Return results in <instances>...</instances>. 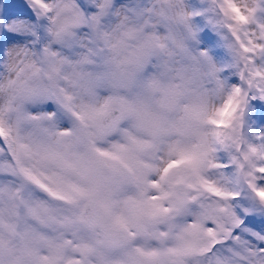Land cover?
Returning <instances> with one entry per match:
<instances>
[{
  "label": "snow or ice",
  "instance_id": "obj_1",
  "mask_svg": "<svg viewBox=\"0 0 264 264\" xmlns=\"http://www.w3.org/2000/svg\"><path fill=\"white\" fill-rule=\"evenodd\" d=\"M134 2L0 0V264H89L104 242L88 211L100 168L126 172L138 190L133 220L116 218L117 242H174L133 249L140 264H264V132L247 130L252 101L264 100V0H213L231 59L212 64L216 103L203 149L191 151L121 128L115 113L134 112V102L97 86L87 102L74 91L91 75L86 65L113 66L122 79L146 68L149 45L129 26L141 11ZM236 120L240 135L225 142ZM85 129L81 152L74 139ZM114 133L127 142L107 141ZM146 148L154 163L135 161Z\"/></svg>",
  "mask_w": 264,
  "mask_h": 264
},
{
  "label": "clouds",
  "instance_id": "obj_2",
  "mask_svg": "<svg viewBox=\"0 0 264 264\" xmlns=\"http://www.w3.org/2000/svg\"><path fill=\"white\" fill-rule=\"evenodd\" d=\"M219 4L220 0H216V5ZM133 6L141 11L132 17L129 26L135 28L149 45L146 68L132 70L130 78L122 79L121 73L113 66L99 62L86 65L82 71L91 75H86L74 91L87 102L91 99L89 90L97 86L96 90L101 96H118L134 102V112L115 113L121 116L120 127L151 145L174 144L189 151L200 146L202 150L208 132L206 120L216 103L212 64L218 68L221 64L212 56L209 62L202 55L205 50L194 46L191 31L197 29L195 18L201 16L213 27L215 17L209 11L213 7V0H199V3L197 0H135ZM216 75L222 77L223 73ZM32 107L26 105L28 111ZM223 133L225 142L237 139L240 135L239 120L234 121L231 128L223 129ZM76 136L80 138L74 139L77 150L86 152L87 130L76 131ZM107 141L127 142L119 133L110 135ZM102 146L108 147L109 144L105 142ZM134 160L154 163L152 149L134 153ZM174 171L185 174V170ZM94 179L97 207L88 211L95 215L98 224L96 232L104 242L96 244L89 264H140L133 255V249L173 246L172 241L149 240L145 244L142 238L129 245L118 243L116 218L126 215L133 220L135 212L129 207V202L138 197V190L123 171L100 168ZM105 204L108 207H104ZM191 210L196 211V206L191 205ZM132 230L136 228L133 226ZM163 264H170V260L165 259Z\"/></svg>",
  "mask_w": 264,
  "mask_h": 264
},
{
  "label": "rangeland",
  "instance_id": "obj_3",
  "mask_svg": "<svg viewBox=\"0 0 264 264\" xmlns=\"http://www.w3.org/2000/svg\"><path fill=\"white\" fill-rule=\"evenodd\" d=\"M197 3H199V0H197ZM195 19L198 22L200 30L197 33V38L192 42L194 46L206 49L208 54L221 65L228 62L231 59V56L226 44L224 43L223 37L216 30H214L211 25L207 24V21L202 16L196 17ZM257 105L259 107H257ZM254 108L256 110L257 124L253 127ZM247 125V130H250V135L253 128L255 132H264V100L257 99L252 101L248 112Z\"/></svg>",
  "mask_w": 264,
  "mask_h": 264
},
{
  "label": "trees",
  "instance_id": "obj_4",
  "mask_svg": "<svg viewBox=\"0 0 264 264\" xmlns=\"http://www.w3.org/2000/svg\"><path fill=\"white\" fill-rule=\"evenodd\" d=\"M255 124H256V110H255V108H254L253 127L255 126ZM252 131H254V128H253Z\"/></svg>",
  "mask_w": 264,
  "mask_h": 264
},
{
  "label": "bare ground",
  "instance_id": "obj_5",
  "mask_svg": "<svg viewBox=\"0 0 264 264\" xmlns=\"http://www.w3.org/2000/svg\"><path fill=\"white\" fill-rule=\"evenodd\" d=\"M207 46V45H206ZM208 47V46H207Z\"/></svg>",
  "mask_w": 264,
  "mask_h": 264
}]
</instances>
